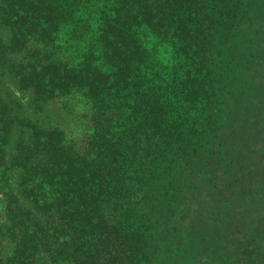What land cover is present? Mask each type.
I'll list each match as a JSON object with an SVG mask.
<instances>
[{
	"label": "trees",
	"instance_id": "obj_1",
	"mask_svg": "<svg viewBox=\"0 0 264 264\" xmlns=\"http://www.w3.org/2000/svg\"><path fill=\"white\" fill-rule=\"evenodd\" d=\"M263 67L264 0H0V187L13 173L46 215L4 191L0 264H159L182 251L172 238L209 255L192 229L206 220L185 209L203 183L218 206L245 205L218 176L233 187L264 162V142L241 129L260 115L249 105L262 113L243 100Z\"/></svg>",
	"mask_w": 264,
	"mask_h": 264
},
{
	"label": "rangeland",
	"instance_id": "obj_2",
	"mask_svg": "<svg viewBox=\"0 0 264 264\" xmlns=\"http://www.w3.org/2000/svg\"><path fill=\"white\" fill-rule=\"evenodd\" d=\"M161 55L164 57V62L167 63L170 58V50H165L164 47H161ZM258 78L260 79L259 87L256 88L255 92L250 97L248 96L249 99L243 100L247 101L244 104L248 105L252 104L253 101H260V103L264 105V67L261 76ZM9 86L13 87V84L10 83ZM239 87L246 90V85L243 83H240ZM13 90L22 103H26L27 94L18 92L16 89ZM249 106V113L260 112V115L253 117L252 122L241 129L245 128L244 131H247L250 128L248 135L251 142L260 144L259 142H264V129L259 128L260 124L263 123L261 115L264 116V107L260 105L262 106V114L259 107H253V105ZM24 110L26 111H22V113L29 118H35L34 116L44 118L46 116L45 110L36 112L30 109V107H26ZM47 116L48 119L46 118L45 124L49 119L51 120L55 117V115ZM241 134H243V132L239 134V137H241ZM25 136H27V134ZM13 147L14 140L10 143V151L7 153V160ZM259 152H264V150L261 151L260 148ZM244 158H248L247 154L244 155ZM256 160L257 157H255L251 163L246 162L245 169L239 171L241 175L237 177V182L233 187L228 185L229 178H225L222 175L218 176L223 181L225 187H227L228 194L226 198L229 199V201L232 199L234 200L237 194L236 192L240 191L238 196L242 195L244 198L243 200L246 201L245 205L241 204L247 208H243L242 205L235 207V204L232 207L225 204L218 206L217 203H219L223 196L219 194L218 198H213L206 192L210 189L208 188L207 190V185L205 183H203L204 189L201 190L200 196H198L197 199H188V209L185 210L194 213L197 211L196 209H198V211H201L199 217L204 221L206 220L204 222L205 226L198 222L200 228H198V225L194 224L192 229L197 230L198 238L203 239L204 245L208 244L212 246L213 250L210 251L209 255L205 252L204 255L198 253L195 257L193 256L192 250L188 248L189 244H186V240L183 242V244H186V246H184L183 244L180 245L177 243L175 238H172L174 240L170 242L171 247H173V245L176 247L177 245L182 251H180V253L176 252L177 255L174 254V257L168 253L163 260L158 262L159 264H264V188L259 189L258 186L255 187L250 184V181L256 176H263L264 174V168H262L260 164L264 162L257 163ZM240 178L244 180V184L242 185L239 184L241 182V180L239 181ZM8 189L19 201L22 200L25 202L26 209H30L35 213V210L32 209V204L17 193L14 174L11 173L7 180V186L0 187V225H4L7 222L4 191H8ZM233 189L234 193L230 194V191ZM244 191L248 193H244ZM251 200H255L256 202L253 203ZM211 208L213 210H211ZM212 216L213 219H217V222L211 223L209 221V218H212ZM35 219L39 222H43L46 219V215L35 213ZM189 222L190 220L182 221L183 230L180 229L182 233L185 232V229L187 230V227L190 228L191 224H193V221L190 224ZM26 224H28V222H26ZM30 228L31 227H29V229ZM8 233L9 236L4 238V251L10 249L14 244L20 241L22 227H10ZM39 256L45 261L47 253L44 254L43 251H41ZM91 263L105 264L101 254H98L97 259ZM65 264L76 263L74 261H65Z\"/></svg>",
	"mask_w": 264,
	"mask_h": 264
}]
</instances>
